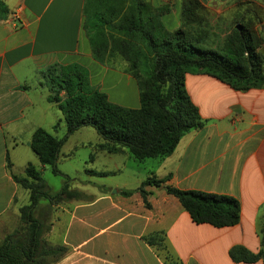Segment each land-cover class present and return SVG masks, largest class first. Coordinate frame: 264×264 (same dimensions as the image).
Masks as SVG:
<instances>
[{
    "label": "crops",
    "instance_id": "1",
    "mask_svg": "<svg viewBox=\"0 0 264 264\" xmlns=\"http://www.w3.org/2000/svg\"><path fill=\"white\" fill-rule=\"evenodd\" d=\"M84 1L13 0L7 6L9 13L0 20V227L7 231L0 243L19 226V208L29 202L28 190L12 178L19 154L13 157L8 136L12 148L23 141L30 147L36 128L53 134L63 119L56 104L47 99L42 77L47 68L78 63L87 70L90 84L111 102L140 106L138 84L126 62L118 54L112 57L116 63H101L93 57ZM148 1L153 6L170 4L161 21L169 31L180 26L181 0ZM200 1L209 12L212 30L223 38L226 30L220 32L219 19L223 21L229 7L233 13L239 4L243 6L242 0ZM249 1L261 7L264 23V0ZM15 10L20 11V18L13 23L9 14ZM185 87L202 125L186 132L169 155L149 157L153 160L146 162L148 168L143 171L140 166L128 168L129 161L135 160L126 150L109 152L115 156H107V163L130 171L128 176L115 185L99 186L93 193L68 188L79 195L50 205L46 198L38 201L33 215L48 228L43 238L52 246L66 247L63 255L50 258L48 264H263L261 259L235 262L228 251L234 245L253 253L261 248L264 86L240 91L209 74L186 73ZM23 135L24 140L20 139ZM151 175L169 176L165 183L180 189L235 197L240 203L239 222L223 227L196 223L163 185L144 187L146 206L136 188ZM125 190L133 191L124 194ZM153 232L164 235L170 256L166 262L164 253L143 239Z\"/></svg>",
    "mask_w": 264,
    "mask_h": 264
},
{
    "label": "trees",
    "instance_id": "2",
    "mask_svg": "<svg viewBox=\"0 0 264 264\" xmlns=\"http://www.w3.org/2000/svg\"><path fill=\"white\" fill-rule=\"evenodd\" d=\"M247 3L242 9V4L238 5L220 40L200 0H181L180 26L172 31L164 27L160 18L169 11L168 3L153 6L148 0H85V29L93 57L110 63L118 54L126 62L127 71L138 84L140 106L128 108L111 102L106 93L90 84L87 70L78 63L54 64L43 73V84L48 101L61 111L67 135L82 125H91L103 138L98 144L101 150H126L139 161L164 157L186 132L202 125L199 110L185 87L186 73L209 74L240 91L263 87L264 23L258 6ZM8 13L5 0H0V20ZM255 23H260V29H255ZM66 137L58 138L38 127L29 145L39 163L51 166L56 173V160ZM12 178L28 190L29 202L19 208V226L0 243V264H48L50 258L63 255L66 247L52 246L43 238L48 228L34 217L33 211L41 197L48 198L50 205L79 194L64 184L51 195L40 170L31 162L26 164L24 175L13 174ZM168 178L151 175L136 188L146 206L149 203L144 187L163 185L196 223L223 227L239 222L240 203L235 197L180 189L166 184ZM261 218L260 250L253 253L234 245L228 251L233 261L261 259L264 264V206ZM143 239L164 252L165 262L170 259L163 234L153 232Z\"/></svg>",
    "mask_w": 264,
    "mask_h": 264
},
{
    "label": "rangeland",
    "instance_id": "3",
    "mask_svg": "<svg viewBox=\"0 0 264 264\" xmlns=\"http://www.w3.org/2000/svg\"><path fill=\"white\" fill-rule=\"evenodd\" d=\"M9 1L7 0V6H10V4L13 2V0H11V2ZM247 1L249 0L241 1L243 6L248 5ZM230 9L231 7H229V10L225 14L223 21L221 20L222 17L219 19L222 22V27L220 26L219 29L220 32L225 31L231 25L230 23L233 20L234 12L232 13ZM258 10L260 14L263 15L261 7H259ZM219 20H217V24ZM225 26L226 29H224ZM254 27L257 30L260 29V23H255ZM218 38L220 39V37ZM110 63L116 62L111 60ZM53 134L58 138L67 136L58 153V160L56 164L58 172H53L51 166L49 165L41 166L38 162L36 154L24 141L23 143L19 144L18 147L12 148L14 146V144H12L13 140L11 136H8L7 143L12 151L13 157L15 158L16 155L19 154L17 161L14 163L12 170L13 173L17 175H24V168L26 164L31 162L36 166L37 169L40 170L41 175L46 182L51 194L58 193L64 184H66L68 188L72 190L81 189L93 193L99 190V186L107 187L115 185L122 178L130 174V171L128 172V170H124L122 168L118 170L114 168L113 165H110V163H107L105 158L107 156L115 155H110L111 153L98 148V144L103 140V138L93 126L82 125L67 135L66 124L64 119H62L59 124H57ZM20 139L24 140V135L21 136ZM118 159H121L119 160V164L121 165L123 158L119 156ZM151 160L153 159H146V161H144L145 163L139 160H135V163L129 161L130 166L128 168L133 169L131 166H140V168H142L141 170L145 171L148 168L145 164H149L146 162H150ZM144 166L146 167L143 168ZM43 200L44 197H41L39 202H42ZM46 200H48V198H46ZM6 232L7 231L0 227V241ZM160 252L164 253L161 250Z\"/></svg>",
    "mask_w": 264,
    "mask_h": 264
},
{
    "label": "built area",
    "instance_id": "4",
    "mask_svg": "<svg viewBox=\"0 0 264 264\" xmlns=\"http://www.w3.org/2000/svg\"><path fill=\"white\" fill-rule=\"evenodd\" d=\"M20 18V11L19 10H15L12 11L10 14V19L13 23H16V21Z\"/></svg>",
    "mask_w": 264,
    "mask_h": 264
}]
</instances>
